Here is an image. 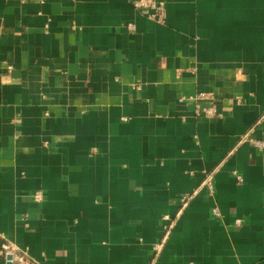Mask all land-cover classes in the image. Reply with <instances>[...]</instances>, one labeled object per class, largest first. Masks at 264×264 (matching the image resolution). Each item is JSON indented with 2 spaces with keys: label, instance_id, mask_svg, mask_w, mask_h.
I'll return each mask as SVG.
<instances>
[{
  "label": "crops",
  "instance_id": "1",
  "mask_svg": "<svg viewBox=\"0 0 264 264\" xmlns=\"http://www.w3.org/2000/svg\"><path fill=\"white\" fill-rule=\"evenodd\" d=\"M157 1L0 0V264H264V0Z\"/></svg>",
  "mask_w": 264,
  "mask_h": 264
},
{
  "label": "built area",
  "instance_id": "2",
  "mask_svg": "<svg viewBox=\"0 0 264 264\" xmlns=\"http://www.w3.org/2000/svg\"><path fill=\"white\" fill-rule=\"evenodd\" d=\"M134 6L136 9H138L142 13L146 14L149 18H151L153 20H156L158 22L164 21L166 11H165V6L163 3H161L157 0H135ZM205 98H207V96L202 92L197 94L194 97V99L196 101H200V100H203ZM196 112L198 115H204L207 117H213L214 115H216L215 109L212 106H200V105H198ZM245 142L252 143L259 150L264 149V140L257 139L255 137H253L251 131L246 133L244 136H242L240 143H245ZM212 178H213V173L208 174L204 178V180L202 181L199 189H201L202 187H208L212 191V189H213ZM239 179L242 180L241 177ZM198 190H196V192ZM192 195L183 197V199H182L183 208H185L188 205ZM33 197L35 199H41V194H39V193L34 194ZM213 213L215 215H219L218 209L215 208L213 210ZM168 219H170V223L168 225H166V227H165V236L161 242L157 243L154 246V248H153L154 254H156L160 250L161 245L164 243V241L168 237L170 230L173 228L175 220L173 221L171 218H168ZM0 254L3 255L4 257H6L7 260L11 263H14L17 261L18 262H21V261L26 262L29 259L28 254L24 250L19 248L14 242L8 240L7 238H4V240L2 242ZM9 256H11V258H8Z\"/></svg>",
  "mask_w": 264,
  "mask_h": 264
},
{
  "label": "water",
  "instance_id": "3",
  "mask_svg": "<svg viewBox=\"0 0 264 264\" xmlns=\"http://www.w3.org/2000/svg\"><path fill=\"white\" fill-rule=\"evenodd\" d=\"M8 258H11V256H9Z\"/></svg>",
  "mask_w": 264,
  "mask_h": 264
}]
</instances>
